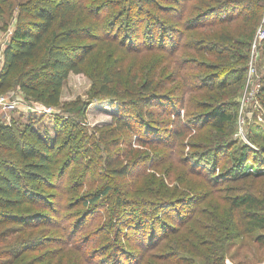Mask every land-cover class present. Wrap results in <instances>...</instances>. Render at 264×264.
Instances as JSON below:
<instances>
[{
	"label": "trees",
	"instance_id": "1",
	"mask_svg": "<svg viewBox=\"0 0 264 264\" xmlns=\"http://www.w3.org/2000/svg\"><path fill=\"white\" fill-rule=\"evenodd\" d=\"M189 1L195 4L190 6ZM260 1L0 0V19L6 14L14 13L13 27L1 51L0 95L16 89L25 100L50 107L57 106L62 86L69 74L84 72L87 60L100 48L98 52L101 61L97 68L100 80L97 91L118 105L111 123L98 131L95 129L102 155L92 156L88 162L101 161L99 168L105 181L96 190L73 198L75 205H80L83 210L69 215L67 219L63 217L57 225L59 228L62 222L72 221V224L62 227L63 235L66 233L64 240L55 235H45L44 232L48 231L45 228L38 234L34 229H27L37 230L36 222L52 221L63 210L61 206L59 209L52 208L50 213L44 212L43 206L53 207L48 199L53 194H43L38 187L62 190L53 184L54 174L57 165L62 164L61 171H57L59 178H56L64 180L65 168L76 161L73 156L69 157L70 154L64 155L65 158L61 154L67 144L70 145L71 137L70 140H63L61 137L65 127L73 125L72 121L64 116L53 118L54 137L47 131L43 136L34 128L31 118L22 123L14 120L11 123H0V264H43V254L53 250L45 249L63 244L61 249H67L71 244V248L82 254H77L75 264H141L148 252L157 248L170 234L171 230H168L173 226L172 223L178 220L182 222L184 212L180 204L191 199V196L203 199L208 197L214 188L215 176L208 172L196 174L201 178L200 190L183 180L180 184L186 186L181 191L174 188L171 192H163L161 185H158L157 189L148 192L149 197L137 200L116 180L133 175L134 163L128 157L135 152V148H130L129 153L122 157L126 161L114 149L122 144V135L125 138H135V142H147L151 146H159L161 143L166 148L170 136H162L164 130L161 129L166 123L174 121H177V125L170 133L176 140L181 139L185 135L184 131L178 129L181 123L179 110L182 108L187 112L185 123L188 124V132H196L206 124L214 132L213 138L209 136V145L201 144L206 153L214 154L215 157L228 155L229 162L223 169L222 176L226 179L223 200L229 229L235 232L236 238H243L264 228V192L257 194L240 185L246 179H264V156H259L257 150L239 142L237 138H227L223 128L225 123L234 121L236 112L233 106L236 103L233 99L237 95L238 85L243 82L245 69L242 63L256 30L250 28L241 40L232 38L222 30L214 32L216 27L232 21L237 15H246L247 10L254 13ZM190 10L194 14L186 17ZM157 12L164 15L161 17ZM144 17L145 21L142 20ZM167 17L174 18V24L167 23ZM252 18L254 25L258 17L254 15ZM187 31H201L203 36L198 40L193 39L190 44H182L180 39ZM109 47L114 48L115 54L121 51L123 57L113 60L110 53L105 54ZM184 50L202 54L215 62V65L212 64L213 70L209 65L211 72L201 78L204 81L201 87L212 92L210 91L209 103L201 102L195 108L206 109L196 114V118L193 116L194 112L189 111L194 107L188 105L184 96L185 89L190 91L191 88H196L191 84L194 78L181 71L180 55ZM147 51H157L162 56L166 53L174 64L172 69H175V77L171 81L176 79L178 83L168 92L156 91L157 82H160L159 78L164 71H153L150 78L144 79L140 78L138 72L130 77L124 75V70L128 68L126 57ZM161 68L162 63L159 64V69ZM169 68L171 64L168 62L165 71ZM193 75L196 79L198 76L202 77ZM219 77L221 78L214 84V79ZM257 98L264 107V86L260 88ZM249 131L252 133V128ZM93 139L91 144L96 142ZM72 145L77 148L85 146V151L89 148L82 140ZM228 150L230 151L227 152ZM254 160L261 161V165L255 167ZM201 169L205 170V167L201 166ZM87 170L88 167L80 173V181L86 179ZM189 171L192 174L193 171ZM161 182L160 179L159 184ZM190 190L196 192L192 193ZM62 198L63 194H58L57 199L61 201ZM37 205L39 209L35 210ZM96 208H100L106 220L104 239L110 237L107 233H112L115 237V242H106L111 247V252L104 256L102 252L93 254L85 250V239L77 238L79 225ZM80 213L82 216L75 220L74 217ZM29 224L32 227H27ZM56 230L53 231L57 232ZM120 240H125L126 243ZM47 241L52 244L46 243ZM211 242L205 243L206 253L209 252L207 249ZM255 242L264 245V234L257 235ZM40 251L44 252L32 257L33 259L24 257ZM212 253L210 256L214 264H225L224 253Z\"/></svg>",
	"mask_w": 264,
	"mask_h": 264
},
{
	"label": "rangeland",
	"instance_id": "2",
	"mask_svg": "<svg viewBox=\"0 0 264 264\" xmlns=\"http://www.w3.org/2000/svg\"><path fill=\"white\" fill-rule=\"evenodd\" d=\"M163 3L167 5L165 2ZM188 4L191 6L195 3L189 1ZM263 7L264 0H261L258 2L257 9L254 13L251 14V11L247 10L245 12L246 15H237L232 21L216 27L214 32L222 30L234 39H244V34L247 33L250 28L257 30L263 24ZM157 13H159L161 17L164 15L160 12ZM190 14L194 13L190 10V12L186 14V17L191 16ZM254 15L258 17V21L253 25L252 21L254 18L252 17ZM13 16L14 13L6 14L5 17L0 19V52L5 46L9 38L10 30L13 27ZM142 20L145 21L146 18L144 17ZM167 23L174 24V18L167 17ZM200 32L201 31H187L184 37L180 39V43L182 41V44H190L193 39L198 40L202 38L203 35ZM182 48L181 50H183ZM99 50L100 48L89 57L84 65V72L69 74L62 86L60 103L57 106L50 107L32 100H25L21 92L16 89L4 94L8 100H17L18 104L14 109L8 111L6 117L3 115V112H0V123H11L13 120L22 123L27 121L28 118H31L35 129L43 136L44 132L47 131L51 137L55 135L53 118H62V116H64L73 123L72 126L68 125L63 130L61 139L64 140L68 138L70 140L71 137V140L69 141L70 145L67 144L66 149L62 150L61 154L63 158H65L64 155L67 156L70 154L69 157L71 158L73 156L76 161L65 168L66 174L64 180L56 178L58 177V169L61 171L63 167L62 164L59 163L57 165V171L54 174L55 180L53 184L59 186L62 190L44 188L43 186L38 187V190L43 194H53L50 197L47 196L51 203H53V207L42 205L44 212L50 213L52 208L59 209L61 206L63 210L58 212L60 214L54 217L52 221L41 220L36 222V226H38L37 230L35 228L27 229H34L36 234H38L42 228H45V230L48 229V231L44 232L45 235H55L60 237L61 240H64L66 238V233L63 235L64 231L62 227L72 224V221L62 222L59 228L57 225L61 223L63 217L67 219L69 215L83 210L80 205H75L73 198L76 197V195L85 194L87 191L96 190L102 186V183L105 181L103 173H100L99 167L101 161H94L90 164H88V162L89 158L92 156L100 157L99 154H101L102 151L97 142L98 136L95 129L98 131V129L111 123V117L118 110V105L113 100L106 99L97 91V85L100 80L97 68L101 61ZM107 53H110V57L113 56V60L123 57L121 51L115 54L113 47H109L105 50V54ZM124 55L127 54L124 52ZM164 55L158 54L157 51L129 54L128 57H126L128 68L124 70V75L130 77L133 73L138 72L140 78L144 79L150 78L153 71H164L163 75L159 78L160 82H157L158 87L156 86V91L158 90L163 93L168 92L176 86L178 80L175 79L171 81L175 77V69H172L174 64L170 61L169 57L166 56V53H164ZM114 56L116 58H114ZM180 61L183 68L180 70L185 75L188 74V77L194 78L191 84L196 88L193 87L190 91L185 89L186 92L184 96L186 100H188V105L190 104L194 107L193 109H188L191 113L194 112L193 116L196 118V114L206 109L195 110V108H197L201 102L204 104L210 102L212 90H210V92L202 88L204 81L201 78L213 70L212 66L215 65V62L210 58L207 59V57L202 54L197 55L191 50L182 51ZM168 62L171 64V68L165 71V66ZM161 63L162 68L159 69V64L161 65ZM209 65L211 70L208 68ZM242 66L245 69L243 82L238 85L239 89L236 92L237 95L233 99L236 103V105L233 106L236 115L234 121L225 123L223 128L226 131L227 138H237L239 142L245 143L253 147L254 150H257L259 156L260 154L264 156V107H262L257 98L260 88L264 86V41H258L255 43V46L250 44L247 47L246 58ZM194 69H197V71ZM193 74H196V76L198 74L202 77L198 76L196 79ZM220 78L221 77L214 79L213 83L216 84ZM125 79L127 80V78ZM160 86L162 87L160 88ZM179 95H181V93H179ZM179 103H181V100ZM184 109L185 108L179 110L181 123L178 129L185 132V135L182 136L181 139L176 140L170 133V130L172 129L173 131V128L177 125V121L166 123V125H163V129H161L164 130L162 136H170L168 142H166L168 144L166 148H164L161 143L159 146H151L147 142H135V138H125L126 136L122 135V144L114 149L115 152H120V158L123 159L122 157L129 153L130 148H135V152L132 155L129 154L130 157H128L132 164L134 163L133 175L129 178H117L116 180L123 186L126 192L137 200H144L149 197L148 192L152 189H157L158 185H161L163 192H171L174 188L181 191L183 186H186L180 184L183 180L190 183L195 189L198 188L200 190L202 188L201 178L196 176V174L208 172L215 176L213 177L215 185L214 188H212V193L208 197L203 199L202 197L192 198L191 196V199H187L180 204L184 212L182 222L180 223L177 219L178 221L172 223L174 227H169L168 231L171 230L170 234L164 238V241L161 242L157 248L148 252V255L143 258L141 264H214L210 256L214 251L216 253L218 252L219 255L222 253L225 254V264H264V245L255 242L257 235L264 234V228L257 229L243 238H236L234 236L235 232L229 229V224L226 220V205L223 200V186L226 179L223 178L222 172H224L223 169L225 166L228 165V155L225 154L222 156L220 155L221 157H215L214 154L206 153V150L201 147V144L209 145L211 143L209 136L213 138L212 135L214 132L210 131L211 128L207 124L204 128L196 132L194 130L188 132V129H186L188 124L185 123V113L187 112ZM197 125H200V123ZM190 126L193 127V124L190 123ZM250 128H252V133L249 131ZM92 138L96 141L95 144H91ZM79 140H82L84 144L89 146L87 151L84 149L85 146H78L77 148L72 145ZM97 145L100 148L99 151L97 150ZM54 151L56 150L54 149ZM123 160L126 161L127 159ZM262 161L264 163V160ZM255 162V167L261 165V161ZM213 165L215 167H213ZM201 166H204L205 170H202ZM87 167L88 170L85 173L86 179L82 180V182L80 181L81 178L79 179V175L80 173L82 174ZM189 169L193 171H191L192 174ZM160 179L162 182L159 184ZM240 185L257 194L264 192L263 178L246 179ZM190 191L192 193L196 192L195 190ZM61 193L63 194V198L59 201L57 196ZM153 195L154 193H152V196ZM99 207H101V205H99ZM34 208L38 210L39 206L37 205ZM96 209V211L93 210L92 213L87 215L81 225H79L80 229L77 230V238L85 239L84 242L87 244L85 250L93 254H101L102 252V256H104L111 252V247L108 246L106 242H115L113 239L115 237L111 235L112 233H107L111 240H109V238L107 240L104 239L106 236V231L104 230L106 220L103 217L102 211L99 210L100 208ZM79 216H82V214L76 215L74 219L77 220ZM79 220H81V217ZM27 227L32 226L30 225ZM54 229H57V232L53 231ZM209 241L212 242L208 245L209 249L207 250L209 252L206 253L205 243ZM120 242L126 243L125 240H120ZM235 242L236 245L234 244ZM46 243L52 244L48 241ZM61 246L54 245L53 247L45 249L53 250L43 254V264H75V259L78 257L77 254L82 256L80 252L71 248V244L67 246V249H61ZM42 252L44 251L32 252L26 254L24 257L25 259H33L32 257L39 256Z\"/></svg>",
	"mask_w": 264,
	"mask_h": 264
},
{
	"label": "built area",
	"instance_id": "3",
	"mask_svg": "<svg viewBox=\"0 0 264 264\" xmlns=\"http://www.w3.org/2000/svg\"><path fill=\"white\" fill-rule=\"evenodd\" d=\"M262 22L263 24L255 31L253 40L251 42V45L255 46L256 42H262L264 41V7L262 9ZM2 64V54L0 52V68ZM18 104V101L14 100H8V98L5 95H0V112H3V115L6 117L8 111L15 108V106Z\"/></svg>",
	"mask_w": 264,
	"mask_h": 264
}]
</instances>
